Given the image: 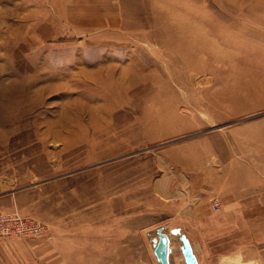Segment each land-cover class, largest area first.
Segmentation results:
<instances>
[{"label":"rangeland","instance_id":"1","mask_svg":"<svg viewBox=\"0 0 264 264\" xmlns=\"http://www.w3.org/2000/svg\"><path fill=\"white\" fill-rule=\"evenodd\" d=\"M203 12L241 54L223 67L175 63L159 38ZM108 65L135 80L106 82ZM244 128H264V0H0V211L45 223L0 239L55 240L49 264H160L163 227L186 264L177 239L238 165ZM199 258L264 264V243L216 241Z\"/></svg>","mask_w":264,"mask_h":264},{"label":"crops","instance_id":"2","mask_svg":"<svg viewBox=\"0 0 264 264\" xmlns=\"http://www.w3.org/2000/svg\"><path fill=\"white\" fill-rule=\"evenodd\" d=\"M241 132L245 134L240 144L241 160L238 165L230 161L224 167L223 182H215L202 195L203 202L191 212V226L177 239V250L186 264L182 237L188 240L197 264L202 263L198 259L201 249L209 243L215 246L216 241L238 237L264 243V128H244ZM214 201L222 203L220 211L212 209ZM57 247L55 240L0 239V264H49L57 256ZM173 250L172 240L170 264Z\"/></svg>","mask_w":264,"mask_h":264},{"label":"bare ground","instance_id":"3","mask_svg":"<svg viewBox=\"0 0 264 264\" xmlns=\"http://www.w3.org/2000/svg\"><path fill=\"white\" fill-rule=\"evenodd\" d=\"M245 9L254 14L255 17L259 15L256 13L258 8L257 6H254V2L250 1L249 6L247 8L245 7ZM219 17H223L227 20L230 19V16L227 13L219 12ZM190 18L185 21L182 19L183 22L177 21L176 25L169 27V38L159 37L164 48L171 53L173 62L190 67V64H197L204 55L211 61L218 62V64H215L214 62L210 63V67L207 68H213V65L223 67V65H227L234 56L241 55L231 53L228 48L226 38L231 35L228 30L230 27L229 24L224 23L216 16L207 15L205 12L198 14L194 18ZM231 25L235 26L237 23L233 22ZM242 44L243 42L239 45V48H242ZM124 69V67H121L115 76L114 68H112L111 65H108L105 68L106 73L102 78L106 82H111L114 79L115 82L119 81L123 85L129 81L135 80V73L132 74L131 77H127ZM130 70L137 72L133 67H131ZM89 73L90 74L87 75L94 77L95 81L98 83L101 81L100 74H95L91 71H89ZM161 94V89L154 92L155 97H158Z\"/></svg>","mask_w":264,"mask_h":264},{"label":"built area","instance_id":"4","mask_svg":"<svg viewBox=\"0 0 264 264\" xmlns=\"http://www.w3.org/2000/svg\"><path fill=\"white\" fill-rule=\"evenodd\" d=\"M213 209L220 207L218 202H213ZM45 231V223L39 220L26 218L18 212L0 211V237L40 235Z\"/></svg>","mask_w":264,"mask_h":264},{"label":"water","instance_id":"5","mask_svg":"<svg viewBox=\"0 0 264 264\" xmlns=\"http://www.w3.org/2000/svg\"><path fill=\"white\" fill-rule=\"evenodd\" d=\"M158 238L154 245V253L160 264H170V238L168 234L163 231V227L157 228ZM184 242V255L188 264H197L196 258L192 253L188 240L182 237Z\"/></svg>","mask_w":264,"mask_h":264}]
</instances>
